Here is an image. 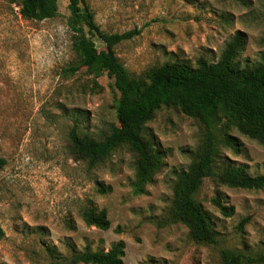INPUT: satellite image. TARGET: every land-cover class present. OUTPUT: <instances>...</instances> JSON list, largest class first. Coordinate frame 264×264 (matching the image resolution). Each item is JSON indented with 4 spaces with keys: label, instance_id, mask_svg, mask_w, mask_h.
I'll list each match as a JSON object with an SVG mask.
<instances>
[{
    "label": "rangeland",
    "instance_id": "1",
    "mask_svg": "<svg viewBox=\"0 0 264 264\" xmlns=\"http://www.w3.org/2000/svg\"><path fill=\"white\" fill-rule=\"evenodd\" d=\"M96 24L109 34L138 30L115 53L133 77L167 62L193 66L201 58L218 62L237 32L246 44L235 65L264 60V0H84ZM59 16L36 22L22 17L20 2L0 0V264H69L90 246L109 251L124 242L125 264H223L225 250L264 253V189L216 186L208 179L197 200L213 218L217 245L199 244L172 215L178 176L196 161L204 126L177 107H162L144 130L165 155L161 170L141 196L133 194L135 155L121 147L91 167L77 159L72 130L101 140L117 124L119 94L114 81L82 69L68 26L70 0H58ZM100 49L103 46L96 40ZM238 151L221 148V166L264 176V145L232 131ZM220 193L233 207L225 217L212 203ZM107 210L111 228L87 226L86 208ZM245 224L242 228L241 223Z\"/></svg>",
    "mask_w": 264,
    "mask_h": 264
},
{
    "label": "trees",
    "instance_id": "2",
    "mask_svg": "<svg viewBox=\"0 0 264 264\" xmlns=\"http://www.w3.org/2000/svg\"><path fill=\"white\" fill-rule=\"evenodd\" d=\"M15 1L20 2L21 15L27 20L43 22L59 16L58 0ZM83 1L70 0L68 26L73 34L76 61L65 69V74L73 76L86 69L96 79L107 76L114 81L119 98L117 124H113L101 140L81 136L75 129L71 131L75 157L94 167L119 148L128 147L136 160L133 194L141 196L163 167L165 157L145 137V126L162 107H177L186 116L197 119L205 129L203 143L196 161L178 176L172 215L189 229L196 243L217 245L219 232L213 218L197 200V194L208 179L216 186L247 191L264 189V176L253 177L242 167L221 166L220 163L222 147L239 150V141L231 134L233 130L264 145V60L244 69L235 65L237 55L246 44V36L237 32L216 63L205 58L196 66L167 62L144 77H133L116 56L115 47L132 40L140 31L123 34L102 31ZM96 40L103 49L97 46ZM6 165L7 161L0 157V169ZM212 203L225 217L235 213L233 207L224 205L220 193ZM83 218L89 227L103 231L111 228L105 209L88 207ZM4 236L0 226V241ZM125 250L122 241L109 251H94L87 246L83 251H75L67 260L69 264H125ZM222 261L223 264H264V253L249 256L225 250Z\"/></svg>",
    "mask_w": 264,
    "mask_h": 264
}]
</instances>
